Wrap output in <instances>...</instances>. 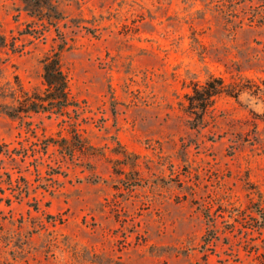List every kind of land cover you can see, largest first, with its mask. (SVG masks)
I'll return each mask as SVG.
<instances>
[{"label":"rangeland","instance_id":"374dc122","mask_svg":"<svg viewBox=\"0 0 264 264\" xmlns=\"http://www.w3.org/2000/svg\"><path fill=\"white\" fill-rule=\"evenodd\" d=\"M259 214L264 0H0V264H264Z\"/></svg>","mask_w":264,"mask_h":264},{"label":"trees","instance_id":"16d2710c","mask_svg":"<svg viewBox=\"0 0 264 264\" xmlns=\"http://www.w3.org/2000/svg\"><path fill=\"white\" fill-rule=\"evenodd\" d=\"M59 64L60 63L56 55H54L52 58L49 57L44 62L42 68V77L44 80L43 83L45 85V95H43V97L38 96L37 98L33 99L35 102L29 103L26 107L19 108L20 111L38 113L40 111L46 112L55 110L60 112L66 108V106H69V104H67L69 100L67 90L68 81L65 74L61 71ZM232 88L225 85L221 79L210 77V79L204 85L193 88V93L188 98L189 108L198 110L200 113H202L211 103L212 99L219 95L225 94L231 98H236L242 88L237 90ZM44 103H46L45 106H42ZM196 116L199 118L200 114L196 113ZM18 151L14 153L15 149L11 150L8 148L7 154L11 153L12 155L14 154L21 156V153H18ZM259 217L261 221L264 222L263 216L261 214H259Z\"/></svg>","mask_w":264,"mask_h":264}]
</instances>
